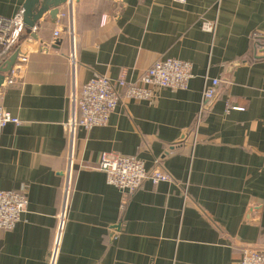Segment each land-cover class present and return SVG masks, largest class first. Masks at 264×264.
Instances as JSON below:
<instances>
[{"label":"crops","instance_id":"1","mask_svg":"<svg viewBox=\"0 0 264 264\" xmlns=\"http://www.w3.org/2000/svg\"><path fill=\"white\" fill-rule=\"evenodd\" d=\"M25 1L0 0V15H22ZM33 33L21 38L27 65L0 89L21 122L0 136V189L28 199L21 222L0 230V264H50L56 245L54 264H238L264 249V48L252 43L264 37V0H79ZM17 49L0 53V70ZM162 58L193 65L187 90L129 100L107 126L69 135L75 85L132 80ZM207 78L222 84L197 124ZM105 153L173 181L125 196L99 169Z\"/></svg>","mask_w":264,"mask_h":264},{"label":"built area","instance_id":"2","mask_svg":"<svg viewBox=\"0 0 264 264\" xmlns=\"http://www.w3.org/2000/svg\"><path fill=\"white\" fill-rule=\"evenodd\" d=\"M76 3V0H68L63 6L65 11L60 10L59 17L71 16ZM202 28L206 32L214 33L216 24L204 23ZM25 30L21 14L14 18L0 15V53L18 45L16 63L7 79L9 85L14 84L15 75L21 68H25L29 61L28 52L20 49L21 38ZM61 34L60 30H56L54 38H60ZM69 34L73 37L72 29H69ZM70 61L74 68L76 62L73 55H71ZM193 78V65L190 62L172 58L159 59L150 69L132 80H128L126 76H120L118 79L95 76L81 86L73 87L70 97L71 119L67 123L66 129L72 136L76 128L82 127L89 130L105 127L108 125L110 117L121 110L125 102L129 100L152 102L161 90H187ZM221 84L222 81L219 79H206L200 111L196 120L197 124L207 106L217 97ZM232 109L242 110L237 107ZM20 123L18 118L0 104V136L8 125H19ZM99 169L105 172L107 183L120 190L125 196L134 194L147 179H151L154 184L173 181V178L158 165L149 172L141 158L121 154H103ZM67 172L66 195L70 186L72 162ZM66 207L65 203V209L63 208L62 214L59 216L61 223ZM27 208L28 199L24 192L0 189V230H13L21 222ZM56 256L57 245L53 250L50 264L55 263ZM238 264H264V249L245 250Z\"/></svg>","mask_w":264,"mask_h":264},{"label":"water","instance_id":"3","mask_svg":"<svg viewBox=\"0 0 264 264\" xmlns=\"http://www.w3.org/2000/svg\"><path fill=\"white\" fill-rule=\"evenodd\" d=\"M79 0H76L78 2ZM68 0H26L23 6V24L26 27V33L31 35L32 38L37 39L33 30L38 26L39 22L45 15L55 22L60 16V9L66 5ZM60 42H57L59 44ZM18 53L14 54L6 69L0 70V89L5 82V73H9L16 63ZM239 63L233 64V67L238 66ZM231 69V68H230Z\"/></svg>","mask_w":264,"mask_h":264},{"label":"trees","instance_id":"4","mask_svg":"<svg viewBox=\"0 0 264 264\" xmlns=\"http://www.w3.org/2000/svg\"><path fill=\"white\" fill-rule=\"evenodd\" d=\"M253 46L255 45L254 50H258L260 47L264 48V37H261L259 35H255L253 37Z\"/></svg>","mask_w":264,"mask_h":264}]
</instances>
